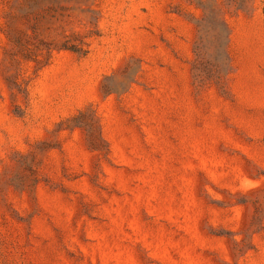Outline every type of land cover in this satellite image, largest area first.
Returning a JSON list of instances; mask_svg holds the SVG:
<instances>
[{"label":"rangeland","instance_id":"1","mask_svg":"<svg viewBox=\"0 0 264 264\" xmlns=\"http://www.w3.org/2000/svg\"><path fill=\"white\" fill-rule=\"evenodd\" d=\"M0 264H264V0H0Z\"/></svg>","mask_w":264,"mask_h":264},{"label":"trees","instance_id":"2","mask_svg":"<svg viewBox=\"0 0 264 264\" xmlns=\"http://www.w3.org/2000/svg\"><path fill=\"white\" fill-rule=\"evenodd\" d=\"M71 50H73V51H74V49H71Z\"/></svg>","mask_w":264,"mask_h":264}]
</instances>
